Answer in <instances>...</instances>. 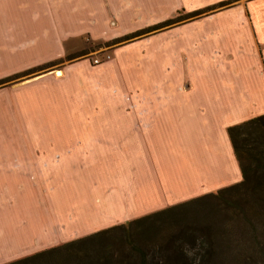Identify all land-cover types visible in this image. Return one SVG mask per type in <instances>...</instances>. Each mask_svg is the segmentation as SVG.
Listing matches in <instances>:
<instances>
[{
	"label": "crops",
	"instance_id": "1",
	"mask_svg": "<svg viewBox=\"0 0 264 264\" xmlns=\"http://www.w3.org/2000/svg\"><path fill=\"white\" fill-rule=\"evenodd\" d=\"M226 1L0 0V80L60 60L65 44L76 38L107 42ZM156 38L160 46L147 50L140 62L133 59V44L113 52L114 65L128 77L126 108L72 111L68 102L73 91L85 98L95 87L103 90L102 82L89 78V84L86 76L77 75L86 68L85 61L61 67L58 74L48 69L0 88V125L14 118L15 108L21 113L20 128L33 136L0 140L1 207L7 206L6 196L22 192L10 181L55 179V162L52 157L39 161L40 148L95 147V161L103 163L104 148L125 147L123 192H112L104 207H127L133 219L242 181L228 128L264 115V0L173 27L148 40ZM126 54L131 58L122 66ZM38 111L57 115L62 123L39 127ZM42 133L46 136L40 139ZM9 148L32 149L33 155L18 161L8 155ZM71 167L68 161L62 179L71 178Z\"/></svg>",
	"mask_w": 264,
	"mask_h": 264
},
{
	"label": "rangeland",
	"instance_id": "2",
	"mask_svg": "<svg viewBox=\"0 0 264 264\" xmlns=\"http://www.w3.org/2000/svg\"><path fill=\"white\" fill-rule=\"evenodd\" d=\"M252 1L256 0H230L192 13H181L176 19L169 20L172 21L171 25H165L169 21H162L138 29L132 35L118 37L107 42L93 40L90 37L76 38L65 44V54L60 60L22 71L18 73L21 74L20 77L7 83L6 86L26 82L48 69L59 72L61 67L68 64L85 61L86 68H81L77 75L86 76L89 84L92 80L102 82L103 90L98 92V88L95 87L96 91L91 96H86L87 98H82L83 94L78 90L73 91L71 101L68 102L72 111L82 107L126 108L128 77L126 70L117 67V64L114 65V50L133 44V59L140 62L139 59L142 57L145 60L147 50H156L161 44L160 39L148 40L149 38L160 35L163 31L173 27L197 21L238 5H246ZM224 3L229 4L221 6ZM208 8L213 10L207 11ZM197 12L202 14L194 17L193 14ZM108 42L110 45L104 47L103 44ZM128 57L131 58V54L121 57L122 66H126ZM111 62L116 67H111ZM136 62L133 63V76L134 67L137 66ZM22 74L27 75L22 76ZM110 81L112 82L107 83ZM7 101L9 103L10 99ZM11 101L15 102L13 98ZM12 112L15 113L14 118L10 119L5 126L0 125V140L33 138L30 132L22 130L19 126L21 113L15 108ZM37 118L40 119V122H37L39 127H46V124L57 126V123H62L57 115L51 117L39 111ZM35 124L36 122L33 126ZM55 134L51 133L49 136ZM45 136L46 133H42L39 138L42 139ZM94 148L77 146L37 149L39 161L53 158L56 168L55 179L29 180L22 177V180L10 181V186H16L17 190L22 188L23 193L6 196L7 206H0V264H14L35 254L55 249L58 251L54 256L52 255L53 258L46 257L47 261H39L40 264H63V262L64 264H84L89 261H81L80 258L83 257L90 261L100 259L109 264L111 262L117 264L118 259L123 258L127 252L130 253L132 244L133 249L139 247V244L145 248L147 242L168 238V235L175 233L177 227H182V224L197 222L198 217L192 218L197 216L199 209L203 207L199 203L192 204L194 207H176L172 210H169V207L162 210L163 212L159 211L137 219H133L132 213V215L127 214L125 211L127 207H121L122 211L108 210L104 207V204L109 203L106 197H110L112 192H123L120 185L126 182L124 177L127 167V150L123 146L113 151L110 148H104L106 156L103 155V157H107V160L104 158L103 163H96ZM26 150H31V152L28 153ZM7 153L18 161L27 160V157L33 155L32 149L9 148ZM68 161L72 164L71 178L62 179L61 171L67 166ZM32 187L38 188V191L36 192ZM79 204L82 207H78ZM97 205L101 207H96ZM149 216L151 217L145 220ZM235 225L234 223L233 226ZM237 227L232 230V242H223L222 240L226 239H222L217 241L218 244L222 243L227 247L233 242L239 246L245 245L247 234L244 229L239 230ZM224 251L228 255L241 253L240 250L227 251L224 249ZM134 255L136 254L133 251ZM71 257L72 259L68 260Z\"/></svg>",
	"mask_w": 264,
	"mask_h": 264
},
{
	"label": "trees",
	"instance_id": "3",
	"mask_svg": "<svg viewBox=\"0 0 264 264\" xmlns=\"http://www.w3.org/2000/svg\"><path fill=\"white\" fill-rule=\"evenodd\" d=\"M226 4L229 3L221 6ZM209 10L213 9L208 8L207 11ZM200 14L202 13L197 12L193 16ZM171 22L165 25H171ZM109 45L110 42L103 44L104 47ZM20 75L0 80V88ZM24 75L27 74H22ZM228 135L241 170L242 181L216 194L176 206L194 207L192 204L199 203L203 207L198 208L197 216L192 218L198 217L197 222L191 221L187 225L181 223L183 226L177 227L175 233L168 235V238L147 242L145 248L139 244V247L133 249L132 244L130 253L127 252L123 258L118 259L119 263L115 261L117 264H264V115L229 127ZM236 227L245 230V245L239 246L236 242L230 243L229 247L218 244L217 241L222 239H226L223 242H232L231 233ZM224 249L240 250L241 253L228 255ZM56 251L58 250L38 253L14 264H40L39 261H47L46 257L52 259ZM133 251L136 254L134 256ZM71 259L72 257L68 258ZM80 260H89L84 264H109L100 259L90 261L83 257Z\"/></svg>",
	"mask_w": 264,
	"mask_h": 264
},
{
	"label": "water",
	"instance_id": "4",
	"mask_svg": "<svg viewBox=\"0 0 264 264\" xmlns=\"http://www.w3.org/2000/svg\"><path fill=\"white\" fill-rule=\"evenodd\" d=\"M59 72L57 71L56 74H58Z\"/></svg>",
	"mask_w": 264,
	"mask_h": 264
},
{
	"label": "built area",
	"instance_id": "5",
	"mask_svg": "<svg viewBox=\"0 0 264 264\" xmlns=\"http://www.w3.org/2000/svg\"><path fill=\"white\" fill-rule=\"evenodd\" d=\"M97 64V63H96Z\"/></svg>",
	"mask_w": 264,
	"mask_h": 264
}]
</instances>
